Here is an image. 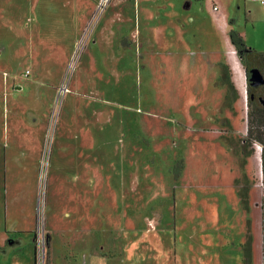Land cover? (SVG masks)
I'll list each match as a JSON object with an SVG mask.
<instances>
[{
	"label": "rangeland",
	"instance_id": "1",
	"mask_svg": "<svg viewBox=\"0 0 264 264\" xmlns=\"http://www.w3.org/2000/svg\"><path fill=\"white\" fill-rule=\"evenodd\" d=\"M263 2L0 0V264H262Z\"/></svg>",
	"mask_w": 264,
	"mask_h": 264
},
{
	"label": "trees",
	"instance_id": "2",
	"mask_svg": "<svg viewBox=\"0 0 264 264\" xmlns=\"http://www.w3.org/2000/svg\"><path fill=\"white\" fill-rule=\"evenodd\" d=\"M264 3V2H263ZM233 20L228 22L231 27L233 25ZM228 38L233 46L239 61L243 67L245 78L247 81V136L245 138L247 146L251 147L253 143H257L261 146V173H262V185H263V195L261 199V254H262V264H264V84L252 87L249 82V71L254 67H257L260 73L264 74V52H257L247 47L243 37L233 30L229 29ZM220 85H224L227 88L225 103L231 104L238 98L237 90L231 81L230 71L225 64H220ZM264 79V76H263ZM252 152L242 150L244 156H249ZM179 170H176L175 177L178 176ZM243 264H250V252L247 251L244 256Z\"/></svg>",
	"mask_w": 264,
	"mask_h": 264
},
{
	"label": "water",
	"instance_id": "3",
	"mask_svg": "<svg viewBox=\"0 0 264 264\" xmlns=\"http://www.w3.org/2000/svg\"><path fill=\"white\" fill-rule=\"evenodd\" d=\"M249 82L252 87H257L264 84L263 76L258 69L253 68L249 71ZM62 91H66V88L62 89Z\"/></svg>",
	"mask_w": 264,
	"mask_h": 264
},
{
	"label": "bare ground",
	"instance_id": "4",
	"mask_svg": "<svg viewBox=\"0 0 264 264\" xmlns=\"http://www.w3.org/2000/svg\"><path fill=\"white\" fill-rule=\"evenodd\" d=\"M107 1V0H106ZM231 54H234V51H231ZM232 59V69L236 72V73H241V70H239L238 68V66H239V64H238V62H237V60L235 59V57H232L231 58ZM237 75V74H236ZM238 76V75H237ZM236 82V87L238 88V89H241V87L242 86H240L241 85V82H240V80L238 79V80H236L235 81ZM241 99L243 100V101H245V89L242 87V89H241ZM257 159H258V161H259V157H257Z\"/></svg>",
	"mask_w": 264,
	"mask_h": 264
},
{
	"label": "crops",
	"instance_id": "5",
	"mask_svg": "<svg viewBox=\"0 0 264 264\" xmlns=\"http://www.w3.org/2000/svg\"><path fill=\"white\" fill-rule=\"evenodd\" d=\"M225 21H226V20H225ZM225 21H224V22H225ZM230 28H231V27H230ZM230 28H229V29H230ZM228 31H229V30H228ZM238 67H239L238 69H239V70H241V74H242V78H243V71H242V69H241L240 65H239ZM232 71H233V74H234L233 80H234V83H235V86H236V82H235L236 80H238V79H239V80H240V82H241V78H240V72H239V73H236V72H235L233 69H232ZM236 74H237L238 76H237ZM240 86H242V87L244 88L243 80H242V82H241V85H240ZM242 87H241V89H242ZM236 88H237V87H236ZM237 89H238V88H237ZM241 89H238V90H239V92H240V95H241ZM244 89H245V88H244ZM241 96H242V95H241ZM245 96H246V95H245Z\"/></svg>",
	"mask_w": 264,
	"mask_h": 264
},
{
	"label": "built area",
	"instance_id": "6",
	"mask_svg": "<svg viewBox=\"0 0 264 264\" xmlns=\"http://www.w3.org/2000/svg\"><path fill=\"white\" fill-rule=\"evenodd\" d=\"M261 1H264V0H261ZM215 10H217V7L215 8ZM260 150V149H259Z\"/></svg>",
	"mask_w": 264,
	"mask_h": 264
},
{
	"label": "flooded vegetation",
	"instance_id": "7",
	"mask_svg": "<svg viewBox=\"0 0 264 264\" xmlns=\"http://www.w3.org/2000/svg\"><path fill=\"white\" fill-rule=\"evenodd\" d=\"M197 1V0H196ZM232 70V69H231ZM232 73H233V71H232ZM234 77V76H233ZM239 91V90H238Z\"/></svg>",
	"mask_w": 264,
	"mask_h": 264
}]
</instances>
